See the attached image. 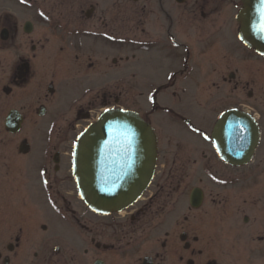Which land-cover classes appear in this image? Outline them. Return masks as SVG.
<instances>
[{"label": "flooded vegetation", "instance_id": "af4514ba", "mask_svg": "<svg viewBox=\"0 0 264 264\" xmlns=\"http://www.w3.org/2000/svg\"><path fill=\"white\" fill-rule=\"evenodd\" d=\"M242 6L0 0V264H264V56L239 36ZM108 76H160L138 79L126 109L153 129L156 159L132 203L97 213L79 197L73 149L118 106L123 78ZM243 90L248 103L232 106ZM232 109L259 132L242 166L211 138Z\"/></svg>", "mask_w": 264, "mask_h": 264}, {"label": "water", "instance_id": "95a60500", "mask_svg": "<svg viewBox=\"0 0 264 264\" xmlns=\"http://www.w3.org/2000/svg\"><path fill=\"white\" fill-rule=\"evenodd\" d=\"M239 36L264 56V0H243L237 15ZM211 138L221 161L248 163L258 144L254 118L232 109L217 118ZM153 129L140 116L121 108L105 109L78 135L73 149V177L81 200L97 213L119 210L143 191L156 159Z\"/></svg>", "mask_w": 264, "mask_h": 264}, {"label": "rangeland", "instance_id": "374dc122", "mask_svg": "<svg viewBox=\"0 0 264 264\" xmlns=\"http://www.w3.org/2000/svg\"><path fill=\"white\" fill-rule=\"evenodd\" d=\"M124 10H125V25L129 26L133 24V6L130 2L125 1L124 3ZM126 35H129V39L128 41H132V32H127ZM128 51V53L126 52V55L129 56V54H131V48H127L126 49ZM129 62V61H128ZM127 63V62H125ZM132 63V61H131ZM132 67L130 66V68L128 69L129 72H131ZM123 78V83L122 86L124 87L123 90V94L118 98V102L116 107H121L123 109H134L135 105H137V100H139V97L137 95V81L139 79V81L141 82H146L148 83L149 79H158V77L160 76H108V82L109 84H115L116 85V81L119 78ZM197 77V76H194ZM161 79V78H159ZM158 79V80H159ZM157 80V81H158ZM101 81V80H100ZM121 84V83H120ZM145 96L147 97L148 89H146L145 91ZM116 95V93H115ZM110 102L112 103L111 105H113V98H111ZM248 103V99L245 96V90H243L242 92H238L236 95L232 96V106H235L237 104H247ZM220 169H221V175H223V172L228 171L230 172L229 168L220 165ZM227 172V173H228Z\"/></svg>", "mask_w": 264, "mask_h": 264}]
</instances>
